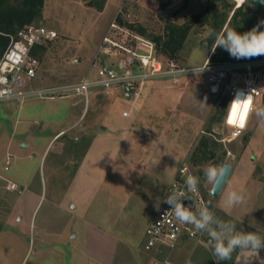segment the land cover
I'll list each match as a JSON object with an SVG mask.
<instances>
[{"label": "rangeland", "instance_id": "rangeland-1", "mask_svg": "<svg viewBox=\"0 0 264 264\" xmlns=\"http://www.w3.org/2000/svg\"><path fill=\"white\" fill-rule=\"evenodd\" d=\"M211 1L213 0H150L151 4L146 3L148 7H144L134 3L135 1L124 0L119 10L122 0H106L104 9L100 11L97 7L89 6L88 0H44L42 17L34 26L53 30L56 39L45 44L43 50H38L36 57L39 64L36 77L30 83L31 87L46 88L73 83L86 77H97L99 62L95 56L116 20L118 11H121L119 18L132 24L135 29L143 28L148 36L158 37L164 35L167 24L181 26L187 18L192 20L201 16ZM226 1L236 9V0ZM244 5L250 6L257 16L264 17L263 9L254 7L248 0H245ZM216 6L224 10L221 3ZM210 31L213 32L210 25L194 26L175 59L190 66L202 64L212 53ZM188 82L186 84H195ZM192 88L194 87L182 88L186 90L184 92L187 96L183 100L181 97L179 103L182 119H173L171 122L150 119L142 120L138 125L133 124L130 143L120 156L117 152L114 154L112 148L109 151L106 148L103 153L99 151L96 153V161L99 162L86 170L72 186L70 178L73 177L76 163L80 161L85 146L79 144L74 148L75 144L70 139L77 130L71 131L69 128L77 119L72 117L84 112V100L77 97L54 100L30 98L24 102L0 103V231L6 228L5 231H9L8 226L15 225V222L9 221V216L17 207L19 192L8 191V181L16 182L22 189L24 179L30 177V189L39 191L43 196V202L35 214L38 222L47 213L49 205L66 194L70 203L69 211L72 213L68 222L72 228L82 227L87 223L114 225L117 228L121 226L127 230L124 231V236L127 237L131 232L130 235L137 239L145 254L148 223L152 212L158 208L159 200L167 192L168 181L171 182L179 165L185 160L192 164V153L197 151L201 138L210 136L218 143L216 156L222 160L216 163L210 159L200 166L194 165L196 171L202 172L208 165L230 164L233 167L232 174L217 198L209 194L212 186L202 182L211 211L218 219L234 224L237 231L254 232L264 238V114L261 113L264 110V100L258 104L246 132L239 139L224 144L218 140L225 136L227 129L222 121L211 124L216 104L205 90L202 93L206 98L197 99L199 103L207 104L209 114L201 131L200 126L196 125L194 116L198 114L197 110L201 105L195 100L196 93H193L195 89ZM112 103L113 99L105 91L93 90L88 104L89 111L79 121L78 129H86V125L95 123L94 129L98 128L100 116ZM124 109H129V105L119 104L116 112L113 110L116 120L114 127L117 129L126 128L132 121V117L122 118ZM167 124L168 133L164 135ZM209 127L212 128L210 133L213 136L206 134ZM67 129L46 151L52 137ZM30 132L35 135L30 136ZM157 140L164 144L162 147L158 146L159 159L166 156L169 159L168 181L163 174L159 181L153 183L149 175L141 172L146 162L151 160ZM21 142L29 143L31 148H20ZM8 153H11V158L9 165H6L10 156ZM198 155L201 156L199 153ZM127 163L135 164V170H131ZM231 191L241 193L244 199L240 204L228 207L224 200ZM75 205L77 209H72ZM2 234L3 232L0 233V264H20L26 251L24 243L31 249L24 264L36 263L35 251L40 246L33 235L24 237L25 242L22 243ZM202 240L209 251L197 245L195 250L198 255L204 259L207 256L215 258L207 233ZM194 244H198L197 241H190L187 245L183 243L179 250L182 251L188 245L194 248ZM240 251L242 250L234 251L231 258ZM259 251L264 252V248ZM175 255L176 251L173 258ZM144 256L147 257L146 254Z\"/></svg>", "mask_w": 264, "mask_h": 264}, {"label": "built area", "instance_id": "built-area-1", "mask_svg": "<svg viewBox=\"0 0 264 264\" xmlns=\"http://www.w3.org/2000/svg\"><path fill=\"white\" fill-rule=\"evenodd\" d=\"M119 14L121 11L95 56L99 62L97 77H86L79 82L39 89L31 87L30 83L36 77L39 64V59L33 52L54 41L56 34L46 27L30 25L10 36L8 46L0 54V103L24 102L30 98L54 100L77 97L82 98L87 107L93 90L109 92L122 89L128 100L137 101L144 95L147 87L155 82L180 87L189 81L204 84L209 95L215 99L216 111H222V123L227 133L218 140L220 143H231L246 132L258 104L264 100V57L214 62L210 56L200 65H186L175 58L160 56L156 44L124 25ZM207 63V68L201 73L194 72L193 68L198 70ZM238 92L252 95L253 110L243 130L228 127L224 123L226 109ZM123 115L129 114L125 112ZM208 134L213 136L212 133ZM9 161L10 156L7 164ZM189 175L200 176L194 166L185 160L172 179L159 212L147 228L145 264H178L173 260L178 246L183 242L198 240L206 233L178 221L169 212L170 206L164 202L166 195L175 188L186 192L188 198L183 199V203L193 212H197L201 204H206L211 211L206 191L202 187V179L198 192H187L185 180ZM9 187L11 190L18 189L15 183H10Z\"/></svg>", "mask_w": 264, "mask_h": 264}, {"label": "crops", "instance_id": "crops-1", "mask_svg": "<svg viewBox=\"0 0 264 264\" xmlns=\"http://www.w3.org/2000/svg\"><path fill=\"white\" fill-rule=\"evenodd\" d=\"M131 1H135L134 3H138L144 7H148L147 5L151 4L150 0ZM123 4L124 0H122L119 10ZM34 51L37 52L38 49ZM187 82L188 81L180 87H171L164 82H155L147 87L144 95L137 101L128 100L122 89L109 92L105 91L108 97L113 99V103L107 107L108 109L103 111L100 116V124L97 123L99 127L96 129H94L96 123L95 125H86V129H78L79 121L89 111L88 106H85L84 112L81 115L77 113L76 116H73L72 118L74 120L76 118L77 119L72 123L69 130H77V132L70 139V141L75 144L74 148H76L79 144H84L85 149L81 155L80 161H76L77 167L72 175V179L70 178V185L72 186L86 170L90 169V167L92 168L95 163L99 162V160L96 161V153L99 151L103 153L106 148L107 151L112 148L114 154L117 152L118 156H120L122 150L127 148L130 143L129 138L132 136L131 132L134 129L133 124L138 125L140 121L150 119L166 120L167 122H171L173 119H182L183 115L179 109V103L181 101V97L182 100L187 97L184 92L186 90L183 89L190 86L194 87L192 89H195L193 93H196L195 100L197 102L200 97L206 98L204 93H202V90H205L208 93L207 87L204 84L195 83L190 85L186 84ZM211 98L214 99L212 96ZM77 104L78 102H76L75 105ZM119 104L129 105V109L123 110L121 114L122 118L129 119L132 117V121L124 129H117L114 127L116 120L113 117V114L116 112V106ZM198 105L201 106L198 107V114L194 116V121L196 122V125L200 126L201 131L203 122L209 114V110L207 109V104L205 103L201 104L198 102ZM200 109L203 110L201 111ZM126 111L129 112L128 116L123 115ZM107 123H109V126ZM90 127L93 129H89ZM168 127L169 125L167 124L165 132L163 133L164 135H167ZM67 131L68 129L61 130L55 134L50 140L46 151L59 135ZM34 135V132H30V136ZM162 145L164 144H161L160 140L155 141L156 150L152 152L153 154L151 155V160L146 162L143 166L144 170L141 172L143 175H149V179L152 180L153 183L159 181L163 174H165L168 181V156L163 157V159L160 157L159 159V152H157V150L160 149L158 146L162 147ZM20 148L30 149L31 145L29 143L21 142ZM10 154L8 153V155ZM127 164L131 170H135V164ZM6 165H9L7 164V161ZM149 170H151V173ZM177 171L174 173L172 179L175 177ZM24 180V187L22 189L19 188V185L16 182L8 181L9 183H15L18 187L17 190H11L10 187H8V191L19 192V195L17 196V207L9 216V221L15 222V225L10 224L8 226L10 227L9 231H5L7 229L6 228L5 230L0 231V233L3 232L2 236H7L12 240L22 243L25 242L24 237L28 238L30 235H33L34 240H37L40 246L35 251V264H145V254L139 247L137 239L130 235L131 232L127 235V237L124 236V231L127 230L121 226L117 228L114 225L98 226L87 223L82 227L76 226L75 228H72L70 222H68L72 218V213L69 211L70 203L66 199V194L62 197V199H55V203L49 205L47 213L44 214L38 222V216L35 218V214L43 202V196L39 191L37 192L36 190L30 189V177H27ZM170 183L171 182L168 181L167 190ZM162 198L158 202V208L156 211L151 214L148 227L161 208ZM72 209H77L76 205L73 206ZM202 238L193 240L198 243L196 245L194 244V248L188 245L185 246L182 251L179 250L180 247L183 243L187 245L188 242L181 243L177 248L179 251L176 250V255L173 260L178 264H216L215 258H208L207 256V259H204L200 257L195 250V247L198 245L209 251ZM24 245L26 246V251L22 255L23 257L20 264L25 263L31 250L26 243H24ZM220 264H264V252L259 251L258 255H256L252 251H240L234 258L228 260V262L221 261Z\"/></svg>", "mask_w": 264, "mask_h": 264}, {"label": "clouds", "instance_id": "clouds-1", "mask_svg": "<svg viewBox=\"0 0 264 264\" xmlns=\"http://www.w3.org/2000/svg\"><path fill=\"white\" fill-rule=\"evenodd\" d=\"M261 2L264 3V0H261ZM262 26H264V19L242 34L231 28L223 29L218 33L210 31L209 38L213 39L211 44L212 53H215L217 48H222L236 59L264 56V30H262ZM207 66L208 63L198 70L194 68L193 70L199 74ZM252 110V95H244L242 92H238L226 109L224 123L228 127L243 130ZM261 113L264 114V110H261ZM225 170V165H208L202 170L204 173L203 181L215 188L217 181L223 176ZM200 182V176H187L185 180L187 192H198ZM185 198H188L185 191L174 188L170 194L166 195L164 202L170 206L171 210L169 212L178 221L183 224H190L196 231L208 234V242L212 255L216 259V264L230 260L232 253L237 249L250 250L258 255L259 250L264 248V238L258 234L237 231L234 224L218 219L206 204H201L197 212H193L189 206L183 203ZM243 199L241 193L231 191L227 193L224 203L226 206L232 207L240 204Z\"/></svg>", "mask_w": 264, "mask_h": 264}, {"label": "trees", "instance_id": "trees-1", "mask_svg": "<svg viewBox=\"0 0 264 264\" xmlns=\"http://www.w3.org/2000/svg\"><path fill=\"white\" fill-rule=\"evenodd\" d=\"M88 5L97 7L102 11L105 7L106 0H88ZM217 3H221L222 8H218ZM44 8V0H0V54L6 49L10 42V36L17 34L21 29L26 26L34 25L42 17ZM264 17H259L252 12L250 6L244 4L236 9L233 5L228 4L226 0H213L211 1L206 11L201 15L193 18L192 20L186 19L185 23L181 26L174 24H167L163 36L153 37L148 36L146 31L142 28L137 30L132 24L126 23L124 20L121 22L127 27L132 28L143 37L151 40L156 44L157 52L160 56L167 58H176L177 54L183 49V46L189 37L194 26L210 25L213 32H220L223 29H235L238 33H244L253 28ZM264 30V26H262ZM213 39L210 40V46ZM38 50H43V46ZM38 52V51H37ZM34 51L33 55L37 56ZM264 57V56H260ZM257 58V57H255ZM245 58L236 59L222 49L217 48L215 53H212L211 60L214 62L223 61H237L244 60ZM252 59V58H251ZM222 111L217 110L211 119V124L222 121ZM208 128L207 135L211 131ZM218 143L211 139L210 136H203L197 147V151L192 153V165L200 166L208 160H214L216 163L221 162V158H217V150H219ZM198 153L201 155L199 156ZM198 158V159H197ZM194 166V168L196 167ZM199 174L202 172L197 171Z\"/></svg>", "mask_w": 264, "mask_h": 264}, {"label": "water", "instance_id": "water-1", "mask_svg": "<svg viewBox=\"0 0 264 264\" xmlns=\"http://www.w3.org/2000/svg\"><path fill=\"white\" fill-rule=\"evenodd\" d=\"M248 2L251 5H253L254 7L264 10V3H262L261 0H248ZM25 147H26V145H25ZM224 165H225L226 170H225L223 176L220 177V179L217 181L215 188L212 187L210 192H209L210 196L213 198L219 197V195L222 192L226 182L228 181L230 175L232 174V171H233L232 165H230V164H224ZM199 175L202 179V182L204 183V181H203L204 174L200 173Z\"/></svg>", "mask_w": 264, "mask_h": 264}, {"label": "bare ground", "instance_id": "bare-ground-1", "mask_svg": "<svg viewBox=\"0 0 264 264\" xmlns=\"http://www.w3.org/2000/svg\"><path fill=\"white\" fill-rule=\"evenodd\" d=\"M237 3H239V7L242 6V4H244L245 0H236Z\"/></svg>", "mask_w": 264, "mask_h": 264}]
</instances>
